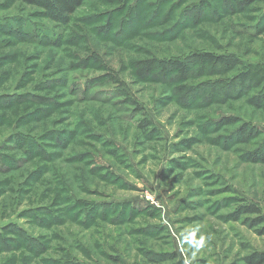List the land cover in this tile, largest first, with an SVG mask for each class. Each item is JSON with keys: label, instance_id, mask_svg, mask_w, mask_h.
<instances>
[{"label": "rangeland", "instance_id": "rangeland-1", "mask_svg": "<svg viewBox=\"0 0 264 264\" xmlns=\"http://www.w3.org/2000/svg\"><path fill=\"white\" fill-rule=\"evenodd\" d=\"M230 1L84 0L51 20L0 0V95L38 98L0 107V141L17 122L46 153L28 157L5 142L19 165L0 169V226L16 221L40 250L18 245L0 264H226L244 244L264 250V236L230 220L245 203L264 215V161L250 158L264 151V111L247 101L255 90L228 86L242 68L191 62L186 77L136 75L138 63L207 51L264 64V3ZM36 35L47 41L28 39ZM144 119L154 132L141 131Z\"/></svg>", "mask_w": 264, "mask_h": 264}, {"label": "trees", "instance_id": "trees-1", "mask_svg": "<svg viewBox=\"0 0 264 264\" xmlns=\"http://www.w3.org/2000/svg\"><path fill=\"white\" fill-rule=\"evenodd\" d=\"M15 2L34 6L42 10V14L53 20L57 17L69 18L79 6L83 4L84 0H13ZM211 1V0H206ZM230 3V0H226ZM263 2L264 0H237L239 6L244 4H251L252 2ZM48 32L51 30L48 29ZM36 37V38H34ZM28 39H36L38 41H44L45 39H41L36 36L28 37ZM51 40V39H50ZM47 41V40H45ZM259 61L243 63L237 56L235 55H225L224 53H212V52H202V53H194L192 56L187 57L186 59H167L166 62H161L160 60L151 59L142 63H138V67L136 68V75L144 78L146 75L151 74L156 68H160L163 73L169 74L170 78L172 77L171 71H174L173 76L186 77L188 75V67L193 62V64L199 65L204 71L210 70H222V71H230L236 69L238 71L239 68H242L241 71H238L237 77L232 78L231 82L228 83V86L231 91L239 92L243 87L246 88V92L250 89L255 90V93L252 94L247 101L250 105L254 107L261 108L264 111V64ZM112 78V77H109ZM227 84H223L222 81H219L217 84L218 91L221 95L227 94L225 91V87ZM234 86H238V88H234ZM178 89H181L183 92L191 93L193 92V88L188 85L180 86ZM245 94V93H244ZM31 99H38L36 95L32 92L27 93H19L15 91H10L6 94L0 95V107L2 106H11L18 104L22 101H27ZM39 101V100H38ZM138 109V107H136ZM41 110H39L40 112ZM44 113V111H41ZM220 122L223 124H234L237 122L235 117H223L220 119ZM14 126L13 131H11L6 137L2 138L0 141V169L8 170L13 168L12 166H18L19 163L16 164L11 163L12 159L7 157V155H3L2 150L5 146H11V141L5 144L8 139H12L15 144L14 146L17 149H20L23 153L27 154L28 157H34L38 155L46 156L43 145H41L39 141V137L33 135L32 133H25L18 129L17 122L12 124ZM11 125V126H12ZM138 127L142 132H146L149 130L154 132L155 129L151 127L150 123L144 119L138 123ZM253 130H244L243 137L249 136ZM51 131H49V134ZM253 133V132H252ZM254 134V133H253ZM252 134V135H253ZM62 136V135H61ZM58 137V136H57ZM47 138V137H46ZM61 137H58V141H61ZM63 139V138H62ZM64 141V139H63ZM63 143V142H62ZM109 143V142H108ZM111 144V143H109ZM91 159V167H89V171L91 173H95L97 168L95 162L93 160V153L90 152ZM251 160H259L264 161V151H256L251 155ZM14 166V167H15ZM58 176V175H56ZM61 188L69 189L67 186V182L60 177ZM72 193H70L71 195ZM69 195V200L73 202V197ZM72 197V198H70ZM59 202L62 204H66L68 200L66 198H60ZM73 203H80L79 201H75ZM95 207L94 205H91ZM103 209L107 206L106 204H99ZM65 207V206H63ZM68 210V209H67ZM69 211V210H68ZM66 218V217H65ZM74 219V218H73ZM244 221V224L254 230V232L259 236H264V215L261 214L260 208L254 203H245L237 207L233 214L230 215V220H240ZM40 224L39 221H37ZM85 223L86 221H80ZM9 233L11 239L7 240L5 234ZM21 244L28 251L39 252L40 245L35 240L34 236L28 233L27 228L21 226L16 221H9L0 226V253L6 251L8 249H14L16 246H21ZM18 246V247H19ZM244 249L247 251L240 256L237 260L231 261L226 264H264V250H258L255 248H250L249 244H244ZM172 257L175 258V255L172 254ZM58 259L59 264H82V261L74 260L72 258L67 259ZM114 260L119 261V259L115 258ZM58 264V263H57ZM84 264V263H83Z\"/></svg>", "mask_w": 264, "mask_h": 264}]
</instances>
